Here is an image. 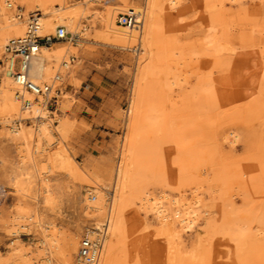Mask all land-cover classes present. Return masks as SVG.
I'll list each match as a JSON object with an SVG mask.
<instances>
[{
	"label": "rangeland",
	"instance_id": "rangeland-1",
	"mask_svg": "<svg viewBox=\"0 0 264 264\" xmlns=\"http://www.w3.org/2000/svg\"><path fill=\"white\" fill-rule=\"evenodd\" d=\"M9 1L43 16L42 3L71 29L73 39L50 45L64 48L48 60L47 81L77 58L61 67L63 93L47 118L4 104L0 90V264L22 251L36 264H79L77 242L107 217L123 176L136 183L125 193L123 234L108 235L109 264H264V0H0V31L13 17ZM18 117L31 119L15 127ZM59 149L77 173L49 163ZM101 187L107 202L92 216L88 188ZM140 188L168 194L167 221L141 207ZM195 193L200 218L177 234L171 201ZM23 206L32 217L16 235ZM45 223L60 230L58 242Z\"/></svg>",
	"mask_w": 264,
	"mask_h": 264
},
{
	"label": "bare ground",
	"instance_id": "bare-ground-1",
	"mask_svg": "<svg viewBox=\"0 0 264 264\" xmlns=\"http://www.w3.org/2000/svg\"><path fill=\"white\" fill-rule=\"evenodd\" d=\"M170 1L172 3H177L179 0H170ZM9 2H8V7H9ZM11 2H13V1H11ZM4 3H5V0H4ZM37 6H38V8L44 9L43 16L40 14L39 20H38L39 21L38 22L39 23L38 24V33L40 35L54 34L53 32L55 30H57L60 25H64L67 28L68 32H70L71 29L69 28L68 25L57 24V22L54 21L53 17L47 16L48 13H51L52 11H54V10H52V8H49V7L44 8L42 3H38ZM5 7L7 8L6 5H5ZM57 9L59 10V9H61V7H58ZM11 11L13 13V17L5 19V25L2 27V29L5 31H0V47H4V50H5L6 43L11 38L21 36V35H25L27 32L26 20L18 18L15 15V13L13 12L14 10H11ZM36 11H39V10L35 9V10H32L31 12H36ZM25 13H26V15H28L30 12L25 11ZM53 28H54V30L52 32H50ZM78 32H79V30H77V33ZM55 43H57V42L52 43V45H54ZM50 47H51L50 45H42L40 47V50L31 59L29 76L36 83H41L42 81H47L48 78L50 77V75H49L50 68H49V66H47L48 60H53V59H57V58L59 59L62 57V52H63L64 47L59 46V45H57L53 48H50ZM147 47L149 49L148 52L150 53L149 56H151L152 51H151V47H150L149 42L147 43ZM216 47L215 48L217 49V52L220 48H222L220 45H217ZM4 69L6 71V73H5L6 82L5 83L3 82L0 84L1 98L3 100L2 102L8 106L13 104L16 108H18L19 107V100H17V98L15 97V88H17V85L14 82V79H13L12 75L10 74V72L5 67H4ZM166 76L168 77L167 72H166L165 77ZM11 79L14 83V90H13V86L11 84V82H12ZM13 91H14V93H13ZM26 95H28L31 98V100L33 101L32 109L31 110H27V109L23 110L21 107V110L26 111V112L36 113L35 115H33V117L47 118L48 117L47 111L44 112V110L46 109L45 105L40 104L42 101V98H41L40 103H37L38 101L36 102V100H34V95H32L28 92H26ZM38 130L41 134L42 139L45 140L46 142H49L53 138L52 128L48 122L42 121ZM231 134H233L234 137L230 138V142L234 145L236 143V141L239 139L240 135H239V133L235 132L234 130L231 131ZM226 138H227V136H226ZM228 138H229V136H228ZM39 149H40V146L38 145L36 147V150L39 151ZM69 157H70V155H69ZM57 161H60L62 164H64V166L71 173L74 174V173L78 172L79 168L78 169L76 168V165L74 164V160L66 157L65 151L62 149L61 150L59 149L58 151H56L55 155L51 158V161H49V163L50 164L52 162L56 163ZM244 173H245L244 171L237 173V176L231 178L230 181H232L233 184L241 185L242 182L240 180L242 179V176ZM131 182L129 180H126L125 176H123L121 178V180H119V185H118V187H116V191H114L112 194L113 201L111 202V208L108 210V212H107L108 214L106 215L108 218L107 220L109 221L108 222V224H109V235L115 234L116 236H120L124 232V226H123L124 223H122V215L124 214L125 208L127 206L125 193L127 191V187H130V185L132 187H134V185L136 183L135 181L133 182V180ZM47 187H50L49 183H48ZM104 189H105V187H101V188L96 189V190L88 188L89 205H87L88 206L87 208H88V211L91 213L92 216H97L99 213H101L100 211L105 207V204L107 202L106 201L107 198L105 197L106 193H104V191H105ZM107 195H109V193ZM135 196L138 197L139 202L141 203V207L143 209L152 210L155 213V215L157 216V218L159 220H161V222L167 221L170 218V215H171L170 210L166 205V200L169 197L168 194L162 193L160 196H154V195H151L150 193H145V191H143L140 188L139 193L137 195L135 194ZM222 197H225V196H222ZM201 201H202V198L199 195V193H195V195L192 197L191 200L187 197L186 194H182L180 197H176V198L172 199L171 202L173 204V209H171V210L172 211L174 210L173 216H172L173 217V226H174L173 229L176 230L177 234L182 229H185V230L191 229L192 226L199 220L201 210L199 211L198 209L201 207ZM112 204H114V210H111L113 208ZM223 205H224V203L222 202L219 206L221 208V210H223ZM28 210L29 209L27 207L23 206L20 208L19 213L12 218L13 228H12L11 232L15 233L16 235H20L21 233H25V231L22 230V227L25 228L28 224L26 222L27 219L29 220L32 217V215H30V214L27 215ZM226 215H227V213L221 214L219 216V219H221V221H223V219H224L223 217ZM100 224H101V222L98 223L96 225V227H99ZM43 226L45 227L44 228L45 236L46 237L52 236L53 238H55L54 241L58 242V235L60 233V230L54 224H50V223H45V224H43ZM17 240L20 241L19 237ZM79 242H80V240H79ZM13 243H15V240ZM16 248H17L16 253H19V255H21L20 252L22 251V248H20L19 245H17ZM78 249H79V244L77 242L76 254H78ZM109 251H110V242H109V239H107L105 242L103 251L101 253V256H100V258L96 264H98V263L99 264H109V255H110ZM22 252H23L22 253L23 256L17 257L14 261L15 264H36V261H34V258L32 257L30 252H28V253H25L24 251H22ZM77 258H78V256H77ZM50 259H51L50 257H47L48 261ZM78 260H79V262H78L79 264H90L88 262L82 261L79 258H78Z\"/></svg>",
	"mask_w": 264,
	"mask_h": 264
},
{
	"label": "built area",
	"instance_id": "built-area-1",
	"mask_svg": "<svg viewBox=\"0 0 264 264\" xmlns=\"http://www.w3.org/2000/svg\"><path fill=\"white\" fill-rule=\"evenodd\" d=\"M9 7L14 10L15 15L27 22V32L25 35L11 38L5 45L4 56L2 59L4 67L12 75L17 85L15 97L21 102L23 110H31L33 101L26 95V92L34 95V100L42 101L41 103L47 108L59 105V99L63 93V72L61 67L69 68L76 60V55H70L61 63V67L55 72L51 81L34 82L30 76V64L32 57L40 50L42 45H51L56 40H66L70 36L67 28L60 25L54 34L40 35L38 33V20L40 11L30 12L28 15L21 5L9 2ZM31 119V117H18L12 122L13 126L20 127L22 123ZM34 119V118H32ZM108 218L101 222L99 227L96 224L88 226L84 230L78 249V258L90 264H96L103 251L106 239L109 235Z\"/></svg>",
	"mask_w": 264,
	"mask_h": 264
}]
</instances>
